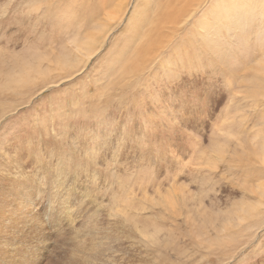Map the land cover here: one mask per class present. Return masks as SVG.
I'll list each match as a JSON object with an SVG mask.
<instances>
[{
  "label": "rangeland",
  "instance_id": "374dc122",
  "mask_svg": "<svg viewBox=\"0 0 264 264\" xmlns=\"http://www.w3.org/2000/svg\"><path fill=\"white\" fill-rule=\"evenodd\" d=\"M174 1L0 0L1 257L264 264V0Z\"/></svg>",
  "mask_w": 264,
  "mask_h": 264
},
{
  "label": "bare ground",
  "instance_id": "6f19581e",
  "mask_svg": "<svg viewBox=\"0 0 264 264\" xmlns=\"http://www.w3.org/2000/svg\"><path fill=\"white\" fill-rule=\"evenodd\" d=\"M72 1V0H71ZM74 1V0H73ZM179 1V0H178ZM226 1V0H225ZM248 1H250L251 2V0H248ZM125 2V1H124ZM171 2V1H170ZM224 2V1H223ZM222 2V3H223ZM247 3V2H244L240 7H238V9H239V11H245V10H247L248 11V9H245V7L244 6H246L247 4H251V3ZM58 3V2H57ZM61 3V2H60ZM70 3V2H69ZM72 3V2H71ZM188 3H191L192 4V0H189V1H185V5H180L179 7H174L176 4H177V2H176V0L173 2V4H175L174 6L173 5H171L170 4V6H168V9L166 8V9H163V8H161V16L163 17V18H161V19H163V20H168V21H172L173 23H175V20H177V19H180L179 17H182V16H184V14L186 13V12H188V10H187V8H186V4H188ZM226 3V4H225ZM223 5H225V9L224 8H221V9H224V11H222V12H226V13H224L225 14V16L228 18V17H230V14L228 13V3L227 2H225ZM50 4H52V3H50ZM59 4V3H58ZM73 4V3H72ZM74 4H77V2L75 1L74 2ZM73 4V5H74ZM85 4H86V2H85ZM81 5V4H80ZM169 5V4H168ZM218 5L220 6V7H223V6H221L220 5V3L219 4H217L216 6H217V8H219L218 7ZM54 6V5H53ZM56 6H57V4H56ZM81 6H83V5H81ZM80 6V7H81ZM60 7H61V4H60ZM90 7V6H89ZM106 7H108V6H106ZM127 7V6H126ZM170 7H172V8H170ZM75 8V7H74ZM77 8V7H76ZM82 9H83V7H81ZM262 8V7H261ZM220 9V8H219ZM253 9V8H252ZM78 10V9H77ZM226 10V11H225ZM69 11V10H68ZM220 11V10H219ZM217 12L218 14L219 13H221V15L223 14L222 12ZM252 11V10H251ZM250 11V12H251ZM254 11V13H255V11H259V10H253ZM69 12H71V10L69 11ZM68 12V13H69ZM75 12V11H74ZM84 12V11H83ZM246 12V11H245ZM247 13L248 15H251V13ZM76 13H78V11H76ZM87 13V12H86ZM96 13V12H95ZM95 13H93L92 15H90L88 18H86V19H81V23H82V21H83V27L85 26V27H89V29H92L93 27H94V18L96 19V17H94V14ZM216 13V12H215ZM242 13V12H241ZM261 13H263L264 14V7H263V11H262V9H261ZM80 14H84V13H80ZM91 14V13H90ZM224 14L222 15V16H224ZM247 14H246V17H247ZM256 14V13H255ZM75 15V14H74ZM113 15V14H112ZM115 16V15H114ZM113 16V17H114ZM241 16V15H240ZM251 16H253V15H251ZM80 17V16H79ZM237 17V16H236ZM239 17V16H238ZM66 18V17H65ZM65 18H63V19H65ZM241 19V18H240ZM69 20V19H68ZM72 21V20H71ZM77 21V20H76ZM63 22V21H62ZM142 23V22H141ZM80 24V23H79ZM84 27V28H85ZM94 30V29H93ZM137 31V30H136ZM93 32V31H92ZM160 32V30H157V31H155V32H153L152 31V34L153 35H155V34H157V33H159ZM88 34H89V32H88ZM88 37H89V35H88ZM88 37H86V38H88ZM156 37H159L158 35H155L154 37H153V39H155V40H157L156 39ZM80 38V37H79ZM85 38V37H84ZM163 38V37H162ZM81 39V38H80ZM79 40V39H78ZM133 40V39H132ZM104 42V41H103ZM96 43H98V41H97V39H95V38H88V41L87 42H84L83 43V45H80V40L76 43V46H75V50H76V52H80V55L82 54V53H87V55H86V57L87 56H89L90 54H91V52H90V49L94 46L95 47V45H96ZM102 43V42H101ZM128 44H130V42H128ZM205 48V47H204ZM126 46L124 47V49H122V50H124V52H122V53H126L127 51H126ZM143 50V51H145L144 49H143V47H140L139 48V52L137 53V54H135L134 53V55L133 56H135V55H138V57H142V54L141 53H144L145 54V52H141L140 50ZM206 49V48H205ZM204 49V50H205ZM75 50H73V52H75ZM83 50H85V51H83ZM81 51H83L82 53H81ZM97 51H98V49H97ZM96 51V52H97ZM126 51V52H125ZM147 51V50H146ZM76 52H75V54H76ZM85 53L84 54H82L83 56L85 55ZM95 53V52H94ZM129 54V53H128ZM92 55V54H91ZM90 55V56H91ZM125 55V54H124ZM123 55V56H124ZM78 56V55H77ZM122 56V55H121ZM120 56V57H121ZM145 56V55H144ZM137 57V58H138ZM79 58V57H78ZM145 58V57H144ZM184 59H185V57H183ZM122 59H124V57H122ZM135 59V58H134ZM176 59V58H175ZM140 60H142V59H140ZM137 61V60H136ZM139 61V60H138ZM137 61V62H138ZM135 62V61H134ZM161 62V61H160ZM136 63V62H135ZM141 63V62H140ZM139 63V64H140ZM143 63H144V60H143ZM170 64V63H169ZM49 65V64H48ZM62 65V64H61ZM128 65V64H127ZM57 66H59V65H57ZM129 66V65H128ZM186 66V65H185ZM144 67V66H143ZM183 67V66H182ZM48 68H49V66H48ZM146 68V67H145ZM74 69V68H73ZM127 69H129V68H127ZM144 69V68H143ZM51 70V69H50ZM70 70V69H69ZM136 70V69H135ZM128 71V70H127ZM46 73V72H45ZM166 73H168L167 71H166ZM125 74V73H124ZM129 74V73H128ZM131 75V74H130ZM127 76H129V75H127ZM126 76V77H127ZM137 76V75H136ZM167 77V76H166ZM124 78H125V76H124ZM137 78V77H136ZM159 79V78H158ZM126 83V82H125ZM114 92V91H113ZM79 104V103H78ZM228 131V130H227ZM224 136V135H223ZM225 155H226V153H225ZM94 170V169H93ZM94 174V173H93ZM96 174V173H95ZM23 177V176H22ZM19 178V177H18ZM24 178V177H23ZM6 179V178H5ZM19 181V180H18ZM130 182V181H129ZM125 181L124 182H122V183H120L119 185L121 186V187H119L120 189H119V191H123V193L125 194L126 193V191H128V187L126 186V184L127 183H125ZM9 184V183H8ZM100 186V185H99ZM104 186V185H103ZM140 187V186H139ZM139 187H137V188H139ZM68 188H71V187H69L68 186ZM136 188H134V186L132 187V191H134ZM139 189H141V188H139ZM53 191V190H52ZM70 191V190H69ZM67 192H68V190H67ZM70 193V192H69ZM72 193V192H71ZM1 194V193H0ZM119 194V193H118ZM67 195V194H66ZM5 196H6V194H5ZM70 196V195H69ZM120 197H123L122 195H119ZM39 197V196H38ZM72 197V196H71ZM107 197V196H106ZM116 197H118V196H116V195H114V197H113V199L112 200H116ZM262 197V196H261ZM1 198V197H0ZM60 198V197H59ZM66 198V197H65ZM140 198V197H139ZM165 198V197H164ZM168 198V197H167ZM3 199V203H2V208H4V209H0V225H2V221L4 220V218L6 217V213L7 212H9V213H11V211H12V206L11 205H7L8 206V208L9 209H5V207H6V203L8 202L7 200H5V202H4V197L2 198ZM70 199V198H69ZM26 200H28V197L26 196V192H24L23 190H21L20 188H19V195L16 197V199H15V204H14V212L15 213H17V211H21V206H22V208H23V202L24 201H26ZM66 200V199H65ZM19 201H20V203H19ZM119 201V200H118ZM137 201V200H136ZM167 201H168V199H167ZM28 202V201H27ZM65 202V201H64ZM67 202V201H66ZM121 202V201H120ZM25 203V202H24ZM59 203V202H58ZM63 203V202H62ZM181 203V202H180ZM1 204V203H0ZM79 204V203H78ZM77 204V205H78ZM59 205V204H58ZM111 205H114V204H111ZM183 205V204H182ZM1 206V205H0ZM28 206V205H27ZM61 206V205H60ZM116 206V205H115ZM140 206V205H139ZM76 207V206H75ZM108 207V206H107ZM130 207V206H129ZM137 207V206H136ZM141 207V206H140ZM63 208H65V207H63ZM78 208V207H77ZM110 208H112L111 206H110ZM131 209H132V207H130ZM252 208H253V206H252ZM83 209V208H82ZM137 209H140L139 207L138 208H136V210ZM85 210V209H84ZM83 210V212H86V211H84ZM86 210H87V208H86ZM91 210V209H90ZM122 210V209H121ZM64 211V210H63ZM80 211V210H79ZM126 211V210H125ZM27 212V211H26ZM82 212V211H81ZM141 212H143V211H141ZM23 213V212H22ZM65 213V212H64ZM56 214V213H55ZM89 214V213H88ZM121 214V213H120ZM85 215V214H84ZM59 216V215H58ZM73 216V215H72ZM62 217V216H61ZM60 217V218H61ZM64 217V216H63ZM87 217V216H86ZM126 217V216H125ZM88 218V217H87ZM90 219V218H89ZM94 219V218H93ZM114 220V219H113ZM16 221V218L14 219V221H12V223H14ZM82 222V221H81ZM91 222V221H90ZM107 222V221H106ZM31 225L33 224V221H30L29 222ZM88 223H89V221H88ZM55 225V224H54ZM91 225V224H90ZM41 226H42V224H41ZM60 226V225H59ZM61 227H62V225H61ZM88 229H89V227H87ZM106 228V227H105ZM61 229V228H60ZM78 229H80V228H78ZM64 230V229H63ZM85 230V229H84ZM93 230V229H92ZM56 231H57V229H56ZM61 231V230H60ZM65 231H67V230H65ZM70 231V230H69ZM96 231V230H95ZM2 228H1V226H0V234H2ZM27 232V231H26ZM54 232V231H53ZM59 232V231H58ZM62 232H64V231H62ZM84 232V231H83ZM50 233V232H49ZM95 233V232H94ZM93 233V234H94ZM89 234V233H88ZM105 234V233H104ZM108 234H110V233H108ZM37 235V234H36ZM79 235V234H78ZM78 235H76V236H78ZM82 235V234H81ZM92 235V234H91ZM4 236V235H3ZM83 237V236H82ZM89 237V236H88ZM20 238V237H19ZM81 238V237H80ZM93 238V237H92ZM91 238V239H92ZM47 239V238H46ZM50 239V238H49ZM34 240V239H33ZM66 240V239H65ZM74 240V239H73ZM98 240V239H97ZM114 241H115V239H114ZM114 241H112V242H114ZM27 242V241H26ZM48 242V241H47ZM77 242V241H76ZM82 242V241H81ZM116 242V241H115ZM1 243L2 244H4V246H6V245H8L9 244V242L8 241H5L4 239H2L1 237H0V248H1ZM74 243V242H73ZM83 243V242H82ZM48 244V243H47ZM78 244H80V243H78ZM77 244V245H78ZM112 244V243H111ZM34 245V244H33ZM82 245V244H81ZM58 246V245H57ZM79 246V245H78ZM77 246V247H78ZM109 246H111V245H109ZM51 247V246H50ZM76 247V246H75ZM82 247V246H81ZM34 248V247H33ZM84 248V247H83ZM96 248V247H95ZM111 248H112V246H111ZM15 249V248H14ZM45 249V248H44ZM79 249H80V247H79ZM113 249V248H112ZM48 250V249H47ZM75 250V249H74ZM16 252V251H15ZM40 252V251H39ZM51 252V251H50ZM31 253V252H30ZM77 253H79V252H77ZM76 253V254H77ZM99 253V252H98ZM110 253H112V252H110ZM68 254V253H67ZM100 254V253H99ZM13 255V254H12ZM99 256V255H98ZM33 257V256H32ZM32 257H26V258H19L20 259V262H19V264H42V262H43V259H40V258H32ZM14 259V258H13ZM82 260L84 261V259H82L81 257H79L78 255H74V256H72V255H70V256H60V257H54V258H52L51 260H49L48 262H46V264H82ZM103 263V262H102ZM0 264H14L13 262H12V260L11 259H9V258H6V257H1L0 256ZM16 264V263H15ZM84 264V263H83Z\"/></svg>",
  "mask_w": 264,
  "mask_h": 264
}]
</instances>
